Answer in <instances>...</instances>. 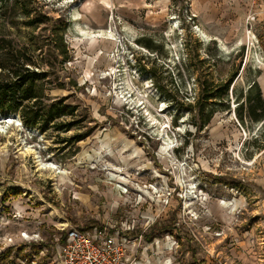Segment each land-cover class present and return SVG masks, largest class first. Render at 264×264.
Masks as SVG:
<instances>
[{"label":"rangeland","instance_id":"obj_1","mask_svg":"<svg viewBox=\"0 0 264 264\" xmlns=\"http://www.w3.org/2000/svg\"><path fill=\"white\" fill-rule=\"evenodd\" d=\"M37 1L67 22L70 60L48 94L75 112L58 133L0 118V264H58L60 228L125 211L132 234L195 261L264 264V119L235 115L253 80L264 98V20L206 29L188 0ZM204 82L215 94L200 113Z\"/></svg>","mask_w":264,"mask_h":264},{"label":"trees","instance_id":"obj_2","mask_svg":"<svg viewBox=\"0 0 264 264\" xmlns=\"http://www.w3.org/2000/svg\"><path fill=\"white\" fill-rule=\"evenodd\" d=\"M42 7L37 0H0V118L18 113L27 127H35L42 132H65L71 129L72 123L64 122L63 119L74 115L75 106L50 97L48 91L53 88L50 78L55 73L54 69L70 60L64 39L67 22L61 17L52 19L42 11ZM38 29L40 33H35ZM236 73L221 88L225 108H229L228 91ZM198 85L196 104L201 113L215 91L208 89L212 83ZM72 86H75V82ZM157 87L163 92L161 87ZM242 96L235 108L238 121L241 124L262 121L264 98L256 80L250 83ZM239 97L241 95L236 96V100ZM189 106L192 108V105ZM210 113L203 116L205 119L198 125L199 129L209 122ZM177 119L175 115L172 121L174 126ZM194 125L197 126V123ZM83 136L86 135L75 138ZM92 228L89 226L82 229ZM64 241L63 233L59 242L62 244Z\"/></svg>","mask_w":264,"mask_h":264},{"label":"crops","instance_id":"obj_3","mask_svg":"<svg viewBox=\"0 0 264 264\" xmlns=\"http://www.w3.org/2000/svg\"><path fill=\"white\" fill-rule=\"evenodd\" d=\"M123 1V0H122ZM147 0H126V5L141 4ZM113 2V0H112ZM191 12L194 18L200 22L202 28H210L216 25L224 27L225 24H233L235 22H243L251 16L262 18L264 20V0H188ZM203 30V29H202ZM126 211L123 215V220L115 221L113 224L103 226H115L119 230L126 233V228L131 227L128 233L132 236L135 229L134 219L128 220ZM95 225L94 228L103 227ZM142 227V226H141ZM147 227V226H146ZM91 229V230H92ZM113 229V228H112ZM143 234V240L140 248L130 245L128 248V258L131 260L135 256L133 264H209V258L194 260L193 255H180L176 249L163 243L159 236L154 237ZM140 233H138L139 235ZM207 260V261H206ZM216 264H228L233 260L228 259L225 255H217Z\"/></svg>","mask_w":264,"mask_h":264},{"label":"built area","instance_id":"obj_4","mask_svg":"<svg viewBox=\"0 0 264 264\" xmlns=\"http://www.w3.org/2000/svg\"><path fill=\"white\" fill-rule=\"evenodd\" d=\"M129 230L131 227L126 228V233L115 226L92 230L60 228L65 241L56 245L58 264H133L136 255L130 260L128 248L130 245L140 248L143 233L132 236Z\"/></svg>","mask_w":264,"mask_h":264},{"label":"bare ground","instance_id":"obj_5","mask_svg":"<svg viewBox=\"0 0 264 264\" xmlns=\"http://www.w3.org/2000/svg\"><path fill=\"white\" fill-rule=\"evenodd\" d=\"M100 35H102V34H100ZM105 36V35H104ZM107 36V35H106ZM99 37V36H98ZM108 38V37H107ZM10 116V115H9ZM9 116H4L3 118V120H6V121H9V119H10V117ZM40 166V165H39ZM50 168V167H49ZM26 235V234H25ZM27 236V235H26Z\"/></svg>","mask_w":264,"mask_h":264}]
</instances>
